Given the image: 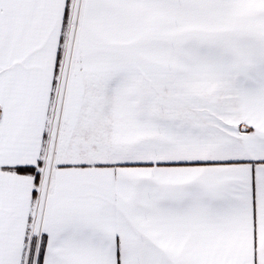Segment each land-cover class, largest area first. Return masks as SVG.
Wrapping results in <instances>:
<instances>
[{
	"label": "snow or ice",
	"instance_id": "6c2138e0",
	"mask_svg": "<svg viewBox=\"0 0 264 264\" xmlns=\"http://www.w3.org/2000/svg\"><path fill=\"white\" fill-rule=\"evenodd\" d=\"M0 264H264V0H0Z\"/></svg>",
	"mask_w": 264,
	"mask_h": 264
}]
</instances>
